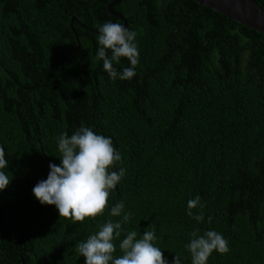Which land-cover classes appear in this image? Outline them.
Returning <instances> with one entry per match:
<instances>
[{
  "label": "trees",
  "instance_id": "16d2710c",
  "mask_svg": "<svg viewBox=\"0 0 264 264\" xmlns=\"http://www.w3.org/2000/svg\"><path fill=\"white\" fill-rule=\"evenodd\" d=\"M113 1L0 0V146L11 180L0 193V264H85L75 246L121 220L110 215L121 201L131 217L120 240L154 225L169 264H191V233L208 230L230 251L207 264H264V35L193 0H123L113 10L137 33L139 63L132 79L113 80L88 30L124 25L108 12ZM82 125L112 139L114 170L125 169L109 210L83 224L33 194L62 163L58 137ZM197 196L202 222L187 215Z\"/></svg>",
  "mask_w": 264,
  "mask_h": 264
},
{
  "label": "clouds",
  "instance_id": "9594fccd",
  "mask_svg": "<svg viewBox=\"0 0 264 264\" xmlns=\"http://www.w3.org/2000/svg\"><path fill=\"white\" fill-rule=\"evenodd\" d=\"M137 33L123 24L107 22L99 27L97 37L99 49L96 58L103 62V70L113 80H130L135 75L139 63V51L135 43ZM111 52L109 57L108 53ZM126 58L130 67L118 72L113 64H119ZM58 150L61 165L50 164V173L46 180L39 181L33 188L36 199L46 206H55L60 218L83 224L85 220L95 221L109 210L111 192L121 182L125 169L115 171L122 162L121 154L113 146L110 137L96 134L86 126H81L71 136L67 132L58 137ZM5 149L0 146V193L11 184L4 169L8 168ZM124 203L110 208L112 217H121L119 221L108 220L99 230L85 241L75 246L85 264H169L164 252L156 246V232L151 225L138 238L135 230L128 231L120 240L122 224L127 223L131 213L124 212ZM201 211L194 214L193 210ZM203 205L200 197L187 203V215L197 221L204 220ZM210 219V218H209ZM119 242L121 255L116 256V241ZM191 254V264H207L214 252L227 254L228 241L222 234L208 230L203 235L191 233L186 245ZM171 264H180V257L174 256Z\"/></svg>",
  "mask_w": 264,
  "mask_h": 264
},
{
  "label": "water",
  "instance_id": "95a60500",
  "mask_svg": "<svg viewBox=\"0 0 264 264\" xmlns=\"http://www.w3.org/2000/svg\"><path fill=\"white\" fill-rule=\"evenodd\" d=\"M123 0H114L108 5V12L110 15L121 19L124 26L128 28V21L124 15L115 12L113 8L119 5ZM200 5L209 7L214 11L227 16L229 19L237 23L247 26L264 35V10L259 6L255 0H193ZM80 23L76 18L72 19L71 28L73 23ZM81 24V23H80ZM93 33L99 34L94 30L88 29ZM76 34V31L73 30ZM80 45L76 48L79 49ZM75 50V49H74Z\"/></svg>",
  "mask_w": 264,
  "mask_h": 264
}]
</instances>
